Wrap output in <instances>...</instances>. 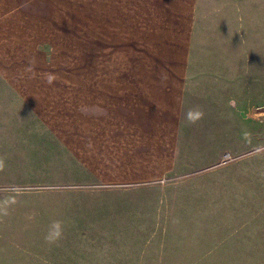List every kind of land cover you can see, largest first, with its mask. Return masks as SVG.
I'll return each mask as SVG.
<instances>
[{"label":"rangeland","instance_id":"374dc122","mask_svg":"<svg viewBox=\"0 0 264 264\" xmlns=\"http://www.w3.org/2000/svg\"><path fill=\"white\" fill-rule=\"evenodd\" d=\"M0 264H264V0H0Z\"/></svg>","mask_w":264,"mask_h":264},{"label":"clouds","instance_id":"9594fccd","mask_svg":"<svg viewBox=\"0 0 264 264\" xmlns=\"http://www.w3.org/2000/svg\"><path fill=\"white\" fill-rule=\"evenodd\" d=\"M194 115L196 118L194 119ZM203 118V112L199 108H192L189 109L185 113V119L190 123V124H195L197 123L200 119Z\"/></svg>","mask_w":264,"mask_h":264}]
</instances>
